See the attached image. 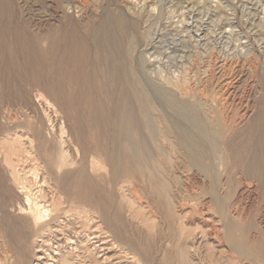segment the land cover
Wrapping results in <instances>:
<instances>
[{"label": "rangeland", "instance_id": "1", "mask_svg": "<svg viewBox=\"0 0 264 264\" xmlns=\"http://www.w3.org/2000/svg\"><path fill=\"white\" fill-rule=\"evenodd\" d=\"M75 1L9 0L10 9H14L13 3L25 5L31 21L41 22V31H37L24 19L18 20L0 0V250L11 247L35 264V254L45 256L49 242L59 253L37 264H59L63 256L71 264H134L128 250L120 253L113 246L115 240L96 215H89L91 224L90 220L82 221L74 204L63 202L58 181L65 188L79 186L96 199L107 210L114 235L138 242L147 238L153 258L163 261L165 252L174 258L178 241L177 246L186 250L195 264L236 263L235 257H229L226 242L218 237L225 231L224 222L213 209L204 207L203 201L223 193L224 202H220L235 205L234 189L240 174L259 177L257 198L262 199H257V208L264 205V0ZM70 3H77L74 10L84 16V22L77 16L72 22L63 17ZM124 6L135 11L123 18ZM139 11L144 13L142 21L134 16ZM146 33L147 38L156 33L155 40L140 55L137 49L140 41L146 40ZM244 41L254 46L252 56L241 49ZM51 93L61 98L63 110L54 104ZM202 98L210 100L204 105ZM238 98L243 104L255 105L256 116L246 129L224 139L226 177L231 185L226 192L221 176L193 171L186 151L183 159L169 139L163 140L164 149V143L147 133L148 124L152 129L163 125L170 130L175 122L187 129L189 123L176 114L179 110L185 115L193 111L202 118L206 105L223 102L236 109ZM31 107L47 123V130L42 129ZM144 145H149L148 154ZM93 148L102 156L96 157ZM60 151L66 158L73 155L75 167L58 168L56 156ZM162 162L165 171L160 168ZM147 165L156 178L163 173L166 192L170 193L166 201L155 199L158 191L148 183ZM194 172L200 183L193 180ZM14 192L31 196L35 207L32 205L30 213L18 215L14 211ZM43 193L48 194L45 199H49L51 211L66 215L59 219L63 221L61 228L54 227L52 232H41L43 223H34L36 204ZM149 199L156 207L148 203ZM171 200L188 202L180 220L167 215ZM210 232L216 234L215 241L210 239ZM89 233L95 237L90 240L92 246L104 243L96 247V253L83 240Z\"/></svg>", "mask_w": 264, "mask_h": 264}, {"label": "bare ground", "instance_id": "2", "mask_svg": "<svg viewBox=\"0 0 264 264\" xmlns=\"http://www.w3.org/2000/svg\"><path fill=\"white\" fill-rule=\"evenodd\" d=\"M4 3L6 5H8V8L10 9V4H9V0H3ZM69 1V0H68ZM71 1V0H70ZM77 1V0H76ZM75 1V2H76ZM99 2H103L104 0H98ZM110 1V0H109ZM73 2V1H72ZM12 3V2H11ZM27 3V2H26ZM78 3V2H77ZM76 3V4H77ZM75 4V3H74ZM75 4V5H76ZM73 4H68L66 6L65 11L63 12V17H66L68 20H70L71 22L75 19V17L77 16L79 18L80 22H84L85 18L84 16H78L76 14V11L74 10V8L76 7ZM25 6V5H24ZM23 5H16V3H13V7L14 9H10V11L12 12V14H16V17L18 20H23L25 22L28 23L29 26L32 27V29L37 30V31H41V22L40 23H34L31 21V18L28 15V12L26 11L25 7ZM131 6V5H130ZM130 6H124L123 10H122V15L123 18L125 17V15L129 14V12L131 13L134 9L131 8ZM134 6V5H133ZM143 6V5H142ZM2 7V6H1ZM7 7V6H6ZM136 7V6H135ZM242 8V7H241ZM138 9V7H137ZM141 10V8H139ZM138 9V10H139ZM14 10V11H13ZM77 10V9H76ZM144 10V8H143ZM151 10V9H150ZM30 11V10H29ZM135 11V9H134ZM79 12V11H78ZM10 13V12H9ZM132 14V13H131ZM144 14V13H143ZM141 13V11L139 12H135L134 16H136L137 18H139V20H141V17L143 15ZM152 14V13H151ZM201 15V14H200ZM261 15V14H260ZM121 16V15H119ZM57 17V16H56ZM12 18H15L14 16ZM120 18V17H119ZM7 19V18H6ZM156 19V18H155ZM203 19V18H202ZM8 20V19H7ZM11 20V19H10ZM146 20V19H145ZM189 20V19H188ZM34 21V20H33ZM142 21V20H141ZM152 21V20H151ZM223 21V20H222ZM39 22V21H38ZM67 23V22H66ZM87 23V22H86ZM60 24V22L58 23ZM69 23H67L68 25ZM71 24V23H70ZM147 24V23H146ZM135 25V24H134ZM85 26V25H84ZM57 27L59 28L60 25H57ZM148 27V25H147ZM150 27V26H149ZM111 28V27H110ZM175 28V27H174ZM69 29V28H68ZM142 29V28H140ZM151 29V28H150ZM149 29V30H150ZM43 30V29H42ZM76 30V29H75ZM213 30V29H212ZM232 30V29H231ZM101 31V30H100ZM123 31V30H122ZM235 31V30H233ZM104 32V30H103ZM115 32V31H113ZM140 32V31H139ZM143 32H147L146 30ZM99 33V32H98ZM107 33V32H106ZM127 33V32H126ZM114 35V33H112ZM147 34L145 35L146 40H141L140 41V45L138 46L137 52L138 54L142 55V52H144V48L146 50V48L148 47V45L152 44V41L155 40L153 39L156 33H149L152 36H149V38H147ZM229 34V33H228ZM232 34V33H231ZM96 36V35H95ZM100 36V35H99ZM98 36V37H99ZM103 37V36H102ZM116 37V36H114ZM120 38V37H119ZM104 39V38H103ZM148 39V40H147ZM96 40V37H95ZM111 41V40H110ZM102 42V41H101ZM181 42V41H180ZM115 43V42H114ZM117 43V42H116ZM212 43V42H211ZM116 45V44H115ZM118 46V45H117ZM114 47V46H113ZM241 49H244V53H246V55H251L254 52V46L251 44H248L247 42H241ZM107 48V47H106ZM207 48V47H206ZM185 49V48H184ZM233 49V48H232ZM97 50V49H96ZM116 51V49L114 50ZM130 51V50H129ZM150 51V50H149ZM99 52V51H98ZM108 53V51H106ZM122 52V51H121ZM148 52V51H147ZM105 53V52H104ZM114 53V52H113ZM116 53V52H115ZM200 53V52H199ZM243 53V52H241ZM97 54V53H96ZM118 54V53H117ZM98 55V54H97ZM100 55V54H99ZM104 55V54H103ZM135 56V55H134ZM234 56V55H233ZM238 56V55H237ZM244 56V55H243ZM250 56V57H251ZM98 57V56H97ZM106 57V56H105ZM104 57V58H105ZM256 57V56H255ZM263 57V56H262ZM261 57V58H262ZM115 58V57H114ZM121 58V57H120ZM123 58V57H122ZM242 58V57H241ZM248 58V57H247ZM100 59V58H99ZM250 59V58H249ZM259 59V58H258ZM98 60V59H97ZM103 60V59H102ZM110 60V59H109ZM138 60V59H137ZM199 60V59H198ZM209 60V59H208ZM235 60V59H234ZM242 60V59H241ZM244 60V59H243ZM247 60V59H246ZM100 61V60H99ZM104 61V60H103ZM115 61V60H114ZM113 61V62H114ZM192 61V60H191ZM260 61V59H259ZM261 61L264 62V57L261 59ZM136 62V61H135ZM142 62V61H141ZM223 62V61H222ZM225 62V61H224ZM108 63V62H107ZM257 63V62H256ZM262 63V62H260ZM101 64V63H99ZM123 64V63H122ZM252 65V64H251ZM111 66V64H110ZM120 66V65H119ZM224 66V65H223ZM260 66V65H259ZM264 67V64L262 65ZM108 67V66H107ZM213 67V66H212ZM153 69V68H152ZM109 70V68H108ZM178 70V69H177ZM196 70V69H195ZM222 70V69H221ZM221 72V71H219ZM247 73V72H246ZM236 75V74H235ZM111 76V75H110ZM229 76V75H228ZM99 78V77H98ZM159 79V78H158ZM226 82V81H225ZM151 83H153L151 81ZM222 84V83H221ZM231 85V84H229ZM154 87L156 85H153ZM158 86V85H157ZM227 90V89H226ZM231 90V89H230ZM229 92V91H228ZM202 93V92H201ZM202 95V94H201ZM51 99L54 102V104L60 109L63 110L64 109V105L61 101V98L57 95H53L51 93ZM235 97V96H234ZM252 97V96H251ZM200 98V97H199ZM253 98V97H252ZM29 99V97H28ZM181 99V98H180ZM234 99V98H233ZM248 99V98H247ZM246 99V100H247ZM30 100V99H29ZM183 100V99H182ZM186 100V99H185ZM210 100V99H209ZM205 98L201 101H203L204 105L207 104ZM31 102V101H30ZM214 102V101H213ZM221 102V101H220ZM225 102V101H224ZM247 101H245L246 103ZM263 102V101H262ZM151 103V102H150ZM188 103V102H187ZM210 103V102H209ZM216 103V102H215ZM227 105V103H226ZM225 104H223V102L220 105H214L212 106L211 104H209L208 106L206 105V107L203 110V114H202V118H198L195 114H193V111H189L190 114L185 115L184 113H182L180 110L177 114L178 117L183 116L184 119H186V121L189 123L187 129H184L181 125L179 124H175V122L170 124L169 129L167 130L166 127H163V125H158L157 129H152L151 126L148 124V131L147 133L150 135H154V137H156L155 139L159 140L161 143H164V139L170 141V145L172 144L173 150L175 152H177L183 159V151H186L187 154V162L189 163L190 167L193 169V171H201L204 172L205 174H212L213 176H221L222 180H220L221 183V187L223 192H226V188H229L228 182L229 179L226 177L227 173H226V160L224 159L225 156L223 154V152L225 151L226 145H224V139L227 138L228 136H232L233 134H235L237 132V130L245 128L246 126H248L250 124V122L255 118L256 113H255V105L253 106H249L247 103L243 104L242 99L238 98L237 99V108L236 109H232L227 107ZM263 105V103H262ZM34 114L37 116V118H39V123L42 127V129L47 130V123L44 122L43 119H41L37 112H36V108L31 107ZM134 108V107H133ZM235 108V107H234ZM261 108V107H260ZM257 109V108H256ZM172 112V111H171ZM193 112V113H192ZM127 113V112H126ZM174 113V112H173ZM128 115V114H127ZM171 115V114H170ZM175 116V117H177ZM124 117V116H123ZM187 117V118H185ZM8 118V117H7ZM128 118V117H127ZM164 118V117H163ZM36 119V117H35ZM130 119V118H129ZM165 119V118H164ZM201 119V120H200ZM126 120V119H124ZM200 120V121H199ZM38 121V120H37ZM66 121V120H65ZM166 121V120H165ZM177 121V120H176ZM130 122V121H129ZM167 122V121H166ZM172 122V121H171ZM253 122V121H252ZM260 122V121H259ZM37 123V122H36ZM39 123H37L39 125ZM178 123V121H177ZM261 123V122H260ZM125 124V123H124ZM181 124V123H180ZM124 126V125H123ZM129 128V127H127ZM71 129V128H70ZM246 129V128H245ZM128 130V129H127ZM72 133V129L70 130ZM129 131V130H128ZM47 132V131H46ZM49 132V130H48ZM47 132V133H48ZM51 135V134H50ZM49 135V137H50ZM56 135V134H55ZM42 136V134H41ZM144 138V136H142ZM37 138L39 139L40 136H37ZM52 138V137H51ZM153 138V137H152ZM41 140V139H40ZM140 140V139H139ZM257 140V139H256ZM49 141V140H48ZM67 141V140H66ZM143 141V140H142ZM154 141V140H153ZM230 141V140H229ZM36 142V141H35ZM43 142H46L45 140ZM69 142V141H68ZM67 142V143H68ZM129 142V141H128ZM167 142V141H166ZM64 143V142H63ZM228 145L230 142H228ZM37 144V143H36ZM48 144V142H47ZM204 144V145H203ZM35 145V144H34ZM49 145V144H48ZM47 145V146H48ZM55 145L52 143V146ZM165 143L162 145V148H164ZM11 146V145H10ZM69 146V145H68ZM149 146V145H148ZM148 146L144 145V153L148 154ZM36 147V145H35ZM166 147V146H165ZM229 147V146H228ZM243 147V146H242ZM37 148V147H36ZM53 149V148H52ZM71 149V148H70ZM167 149V148H164ZM39 151V150H38ZM136 151V150H135ZM2 152V151H1ZM40 152V151H39ZM42 152V151H41ZM68 152V151H67ZM83 153H85L84 151H82ZM93 154L96 157H101L102 153L100 151H98L96 148H93L92 150ZM152 152V151H151ZM154 152V151H153ZM173 152V153H175ZM12 153V152H11ZM52 153H54L52 151ZM64 153H62L60 151V153H58L59 157L58 159V163L57 166L58 168H63L64 165H68L69 168L71 167H75V163L74 160L75 158L72 156H70L69 154V158H66L64 155ZM72 154V153H71ZM133 154V153H132ZM169 154V153H168ZM7 155V154H6ZM51 155V154H50ZM130 155V154H129ZM146 155V154H145ZM176 155V154H175ZM186 155V153H185ZM170 156V155H169ZM252 156V155H251ZM49 157V155H48ZM47 157V158H48ZM171 157V156H170ZM169 159L171 160L172 158ZM180 157V158H181ZM46 158V157H45ZM5 159V158H3ZM161 160V159H160ZM181 160V159H180ZM251 160V159H250ZM52 161V158L49 159L48 163ZM182 161V160H181ZM230 161V160H229ZM133 162V161H132ZM172 162V161H170ZM159 163V162H158ZM179 163V162H178ZM250 163V162H249ZM134 165V164H133ZM159 165V164H158ZM176 165V164H175ZM128 167V166H127ZM148 169V176H147V180L148 183L150 184V186L154 187V189L156 191H158V195L156 196V200L157 202H161L162 200L164 201L165 199H168V195H170V193L168 194L166 192V184H165V178L162 175L163 173L161 172L157 174V176L159 178L155 177V173L151 171V169L149 168V166H146ZM162 167V168H161ZM175 167V166H174ZM261 167V166H260ZM160 168L163 171L164 167H163V162L160 164ZM68 169V168H67ZM249 169V168H248ZM156 170V169H155ZM178 170V168H177ZM165 171V170H164ZM63 172H66L65 170ZM193 173V177L195 181L200 183L199 178L197 177L198 174ZM255 172V171H254ZM258 172V171H257ZM250 174V173H249ZM179 175V174H178ZM260 175V174H259ZM187 176V175H186ZM245 176V175H244ZM244 176H238V186L234 189V201H235V205L230 206V205H226L225 203H221L224 202V200L222 201L221 198V194H219L218 196H213L211 197V200H205L203 201V205L204 207H208L211 208V210L213 209V212L216 214V216L219 217V219L221 221H223L224 226H223V231L219 232V238L223 239L224 242H226L227 244V248L229 250V257L233 258L235 257L234 261L237 264H264V205L262 208H257V201L260 199H258V189H259V177H248V178H244ZM248 176V174H247ZM145 177V176H144ZM192 177V178H193ZM264 177V176H263ZM57 178V177H56ZM175 178V177H174ZM185 178V177H184ZM214 178V177H212ZM197 179V180H196ZM41 180L44 182L45 178L41 177ZM40 180V181H41ZM64 180V179H63ZM62 180V181H63ZM186 180V179H185ZM217 181V180H216ZM215 181V182H216ZM231 181V180H230ZM42 182V183H43ZM80 182V181H79ZM84 182V181H83ZM208 182V181H207ZM38 183V182H37ZM205 183V182H204ZM217 183V182H216ZM230 183V182H229ZM186 184V183H185ZM193 184V183H192ZM232 184V183H231ZM168 185V184H167ZM170 185V184H169ZM202 185V184H201ZM205 185V184H204ZM208 185V184H207ZM56 186L58 187V190L61 191V194H63V202H72L74 204V208L77 209L78 211L76 212L77 215L79 216V218H82L83 220H90V224L93 222L92 217L89 218V215L94 216L96 215L97 218H99L101 220V222L106 226V230H108V232L111 233L114 241L113 246L118 248L120 253H124L125 250H128L133 256L134 260V264H195L194 262H192L191 257L189 256L188 252L182 248H180L178 245V241L175 243L176 244V249L179 248V250H176L175 253V257L174 258H170L168 253H163L162 257L165 258L163 259V261H160V257H152L149 253V240L147 238H143V240H139V242L135 239H131V238H123L121 236L118 235H114V232L112 233L109 228L110 225V219L106 213V211H104L102 208V206L98 203V201L92 200L90 195H88L86 193V191L84 189H81L79 186H77L76 188H65L63 186V183L60 182H56ZM149 186V187H150ZM216 186V185H215ZM231 186V185H230ZM207 187V186H206ZM197 188V187H196ZM218 188V187H217ZM216 188V189H217ZM11 189V188H10ZM145 189V188H144ZM150 189V188H149ZM199 189V188H198ZM209 189V188H208ZM226 189V190H225ZM154 190V192H155ZM197 190V189H196ZM218 190V189H217ZM231 190V189H230ZM220 191V190H219ZM260 191V190H259ZM184 192V191H183ZM218 192V191H216ZM147 193V192H146ZM157 193V192H156ZM182 194V193H181ZM216 194V193H215ZM226 194V193H225ZM26 195V194H25ZM152 195V194H151ZM212 195V194H211ZM214 195V194H213ZM135 196V195H134ZM147 196V195H146ZM210 196V194H209ZM228 196V194H227ZM46 197H48L47 193H43V195L40 198V203L37 202L38 204H36V209H38V212H35V216H34V223H36V225H40V223H43L40 225L39 227V231L44 232V231H51L52 228L56 227L58 229V227L60 226L59 224L61 222H63L62 220H59L61 217H63L64 219L66 218V215L61 216L60 213H58L57 211H51L50 208V203L49 202V197L47 199H45ZM195 197V195H194ZM202 197V196H201ZM99 198V197H98ZM149 197L147 196V199ZM197 198V197H196ZM204 198V197H203ZM90 199V200H89ZM102 199V198H101ZM233 199V198H232ZM258 199V200H257ZM262 199V198H261ZM260 199V200H261ZM165 200V201H166ZM198 200V199H196ZM202 200V199H201ZM221 200V202H220ZM104 200H102L103 202ZM140 201V200H139ZM154 200L149 199L148 203L153 202ZM169 201V200H168ZM172 201V200H171ZM194 201V200H193ZM100 202V200H99ZM155 202V201H154ZM153 202V206L156 207ZM192 202V201H191ZM226 202V201H225ZM259 202V201H258ZM36 203V202H35ZM166 203V202H164ZM170 203V202H169ZM168 204V209L166 208L167 215L171 216V218L173 217L176 220H180L184 214V211L189 207V205L185 202H182L181 200L176 201L173 200L171 204ZM105 204V203H104ZM120 204V203H119ZM139 204V203H138ZM187 204V205H186ZM192 204V203H189ZM199 203H197L198 205ZM34 206V203H32V199L30 195H26V196H21L18 193H13L12 195V204L11 207H14V211L16 213H18V215H23V214H27L30 213V211L32 210V207ZM158 205V204H157ZM261 205V204H260ZM105 206V205H104ZM164 206V205H163ZM191 206V205H190ZM35 207V206H34ZM33 207V209H34ZM158 207V206H157ZM160 207V205H159ZM166 207V206H164ZM163 207V208H164ZM261 207V206H260ZM193 208V206H192ZM199 208V207H198ZM202 208V207H201ZM207 208V209H208ZM35 209V211H36ZM194 210L196 209L193 208ZM110 210V209H108ZM188 210V209H187ZM150 213H153V210L151 209L149 211ZM160 211H158L159 213ZM212 212V211H211ZM149 213V214H150ZM162 213V212H161ZM198 213V212H197ZM206 213V212H204ZM122 214V213H120ZM119 214V215H120ZM166 214V213H165ZM118 215V217H119ZM200 215H202V218L204 216L203 213H201ZM44 216H47L46 218L42 219ZM74 216V215H73ZM164 216V215H163ZM185 216V215H184ZM17 217V216H16ZM95 217V216H94ZM121 217V216H120ZM188 217V216H187ZM207 217V216H206ZM26 218V217H25ZM30 218V217H29ZM168 218V217H167ZM42 219V220H40ZM193 219V218H192ZM28 220V219H27ZM46 220V221H45ZM26 221V220H25ZM32 221V219H31ZM44 221V222H42ZM166 221H168L166 219ZM205 221V220H204ZM86 222V221H84ZM158 222H160V220H158ZM157 222V223H158ZM174 222V221H173ZM27 223V222H26ZM101 223V224H102ZM180 225V222H177ZM234 223H236L237 225H235ZM28 224V223H27ZM82 225V222L80 223ZM85 224V223H84ZM95 224V223H94ZM221 224V223H220ZM232 224H234V226H232ZM35 225V226H36ZM103 225V226H104ZM157 225V224H156ZM68 226V225H67ZM86 226V224H85ZM85 226L83 228H85ZM88 226V225H87ZM86 226V227H87ZM61 228V227H59ZM80 228H82V226H80ZM82 228V229H83ZM112 228V227H111ZM122 228V227H121ZM221 228V227H220ZM219 228V229H220ZM89 229V228H88ZM123 229V228H122ZM216 229V228H215ZM61 230V229H60ZM209 230V229H208ZM236 230H238V232H240L239 234H236ZM59 231V230H58ZM63 231V230H62ZM86 232V230H84ZM121 231V230H120ZM204 231V230H203ZM48 232V233H49ZM52 232V231H51ZM82 232V231H81ZM85 232L83 234H85ZM105 232V231H104ZM124 232V231H123ZM107 233V232H106ZM217 233V232H216ZM54 234V233H53ZM92 233L87 234L88 238L83 239L86 241V243H89V246H92L90 240L94 239L95 237L90 236ZM116 234V233H115ZM124 234V233H123ZM245 234V235H244ZM52 235V234H51ZM210 239H212V241H215L216 239V234H214L213 232H210ZM54 236V235H52ZM56 236V235H55ZM245 236V237H244ZM22 237V236H21ZM127 237V236H126ZM132 237V236H130ZM47 238V237H46ZM53 238V237H52ZM218 238V241H219ZM49 239V238H48ZM47 239V240H48ZM46 240V239H45ZM82 239H80V242L83 241ZM41 241V240H40ZM49 241V240H48ZM47 241V242H48ZM52 241V240H51ZM221 241V240H220ZM44 242V240H43ZM46 242V241H45ZM46 242V243H47ZM96 240L92 241L93 244H96ZM38 243V242H37ZM42 243V242H41ZM216 243V242H214ZM212 243V244H214ZM218 243V242H217ZM223 243V242H222ZM45 244V243H44ZM98 244V243H97ZM102 244L104 243H100L99 245H94L92 246L94 252H98L97 251V246L102 247ZM180 244V243H179ZM210 244V243H209ZM43 245V244H42ZM46 245V249H45V256H38L37 254H35V258L34 260L36 261L35 264H37L39 261H42L43 259H47V258H53V256L57 255L59 253V251L57 250V246L53 247L52 243L45 244ZM44 246V245H43ZM22 247V246H21ZM214 247V246H213ZM6 248V247H5ZM16 248V247H15ZM43 249V248H41ZM99 249V248H98ZM102 249V248H101ZM14 249H12L11 247L9 248V250H0V264H32L33 260H28L25 256H20V254L18 255V253L13 251ZM47 250H49V252H46ZM104 250V249H103ZM102 250V251H103ZM44 251V250H43ZM10 252V254H9ZM127 253V252H126ZM129 253V254H130ZM236 254V255H235ZM41 255V254H40ZM106 256V255H105ZM128 258V257H127ZM105 260H107V258H104ZM248 261V262H247ZM234 263V264H236ZM59 264H71L68 260L67 257L63 256L60 260H59Z\"/></svg>", "mask_w": 264, "mask_h": 264}]
</instances>
